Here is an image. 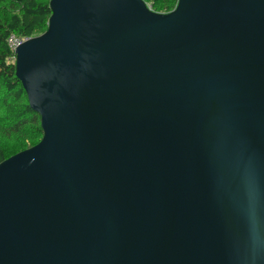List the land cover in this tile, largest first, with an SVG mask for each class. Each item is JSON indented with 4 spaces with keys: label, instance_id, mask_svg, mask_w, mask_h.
Listing matches in <instances>:
<instances>
[{
    "label": "water",
    "instance_id": "95a60500",
    "mask_svg": "<svg viewBox=\"0 0 264 264\" xmlns=\"http://www.w3.org/2000/svg\"><path fill=\"white\" fill-rule=\"evenodd\" d=\"M15 50L42 137L0 162V264H264V0H50Z\"/></svg>",
    "mask_w": 264,
    "mask_h": 264
},
{
    "label": "trees",
    "instance_id": "16d2710c",
    "mask_svg": "<svg viewBox=\"0 0 264 264\" xmlns=\"http://www.w3.org/2000/svg\"><path fill=\"white\" fill-rule=\"evenodd\" d=\"M50 0H0V162L36 144L42 137L40 115L34 111L15 74L11 34L28 38L47 29ZM156 12L172 10L178 0H144Z\"/></svg>",
    "mask_w": 264,
    "mask_h": 264
},
{
    "label": "built area",
    "instance_id": "2783aa9c",
    "mask_svg": "<svg viewBox=\"0 0 264 264\" xmlns=\"http://www.w3.org/2000/svg\"><path fill=\"white\" fill-rule=\"evenodd\" d=\"M27 38L18 37L14 34H11L8 38V44L11 50L15 53L16 48Z\"/></svg>",
    "mask_w": 264,
    "mask_h": 264
},
{
    "label": "rangeland",
    "instance_id": "374dc122",
    "mask_svg": "<svg viewBox=\"0 0 264 264\" xmlns=\"http://www.w3.org/2000/svg\"><path fill=\"white\" fill-rule=\"evenodd\" d=\"M149 6V5H148ZM150 7V6H149ZM30 146H32V145H28L26 148H28V147H30Z\"/></svg>",
    "mask_w": 264,
    "mask_h": 264
}]
</instances>
